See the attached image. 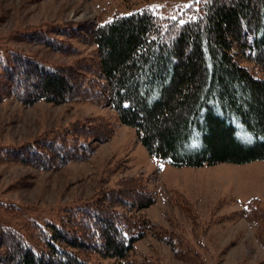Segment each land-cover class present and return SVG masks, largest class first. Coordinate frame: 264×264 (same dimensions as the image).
I'll return each mask as SVG.
<instances>
[{
	"label": "trees",
	"instance_id": "16d2710c",
	"mask_svg": "<svg viewBox=\"0 0 264 264\" xmlns=\"http://www.w3.org/2000/svg\"><path fill=\"white\" fill-rule=\"evenodd\" d=\"M71 30L82 29L61 26L54 33L67 37ZM33 32L50 42L47 28ZM82 32L96 51L94 69L79 61L70 69L13 53L0 64V102L103 104L120 125L134 129L159 166L264 160V0H190L164 11L142 7L114 13ZM113 133L99 120L83 128L73 124L2 149L0 158L51 170L91 155L95 147L73 154L78 137L91 138L85 146H96ZM140 182L122 177L64 207L56 218H32L24 232L0 224V264H165L136 249L149 235L173 258L193 264L207 251L202 237L212 226L239 220L253 228L264 250V201L251 197L224 214L217 207L202 221L194 207L174 198L181 219L199 227L200 235L186 234L143 214L157 195Z\"/></svg>",
	"mask_w": 264,
	"mask_h": 264
},
{
	"label": "rangeland",
	"instance_id": "374dc122",
	"mask_svg": "<svg viewBox=\"0 0 264 264\" xmlns=\"http://www.w3.org/2000/svg\"><path fill=\"white\" fill-rule=\"evenodd\" d=\"M189 1L0 0V64L18 53L70 69L77 67L79 61L92 70L98 58L82 31L114 13H127L142 7L164 11ZM61 26L70 29L77 26L82 30L78 34L71 30L69 36L60 37L54 32ZM38 28L50 30L48 44L38 40L39 35L37 38L30 35ZM96 120L111 131L114 129V133L110 140L96 146L94 142L85 146L91 138L78 137L73 142L78 147L74 155L95 147L87 159L43 170L0 158V224L24 232L34 218H56L64 207L89 199L122 177L139 179L156 193L155 204L143 211L147 218L162 228L186 234L193 231L194 235H200L199 227L194 229L188 218L181 219L171 204L174 198H183L184 206L189 209L194 207L202 221L215 213L217 207H220L218 213L224 214L239 209L240 204L251 197L264 201V160L201 168L159 166L137 141L134 129L120 125L109 107L93 102L57 105L40 101L32 106H24L12 98L0 102V151L73 124L83 128ZM80 132L86 133V130ZM81 143L83 147L79 146ZM179 221L183 223L180 225ZM202 243L207 251L202 250L198 263L193 264H264L263 247L245 220L212 226L203 235ZM136 249L161 258L165 264H189L173 258L168 248L151 235L139 241Z\"/></svg>",
	"mask_w": 264,
	"mask_h": 264
}]
</instances>
